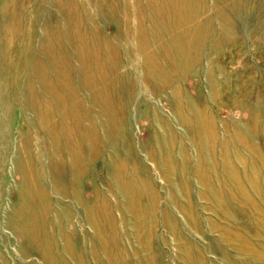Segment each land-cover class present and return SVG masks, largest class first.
<instances>
[{
  "label": "rangeland",
  "instance_id": "rangeland-1",
  "mask_svg": "<svg viewBox=\"0 0 264 264\" xmlns=\"http://www.w3.org/2000/svg\"><path fill=\"white\" fill-rule=\"evenodd\" d=\"M262 200L264 0H0V264H264Z\"/></svg>",
  "mask_w": 264,
  "mask_h": 264
},
{
  "label": "bare ground",
  "instance_id": "bare-ground-1",
  "mask_svg": "<svg viewBox=\"0 0 264 264\" xmlns=\"http://www.w3.org/2000/svg\"><path fill=\"white\" fill-rule=\"evenodd\" d=\"M19 1H21V0H19ZM17 8V7H16ZM173 8V7H172ZM162 19V18H161ZM164 22V21H163ZM11 31V30H10ZM11 33V32H10ZM172 34H173V32H172ZM142 48V47H141ZM143 49V48H142ZM161 49H163V48H161ZM143 51V50H142ZM161 52H163V51H161ZM75 53H77L76 51H75ZM77 56V55H76ZM79 57H80V55H79ZM78 59V58H77ZM167 59V58H166ZM167 61V60H166ZM154 63H156V62H154ZM81 64H82V62H81ZM83 64H85V63H83ZM83 64H82V67H83ZM152 65H154V64H152ZM153 69L155 68V66L154 67H152ZM91 87V86H90ZM87 88V87H86ZM8 89H10V94H13V96H12V98H11V100H13L14 101V91H15V86L14 85H12V84H10L9 85V87H8ZM84 90V89H83ZM94 92V91H93ZM91 93V92H90ZM91 95H93V94H91ZM99 96V95H98ZM99 99V98H98ZM31 101V100H30ZM92 102V101H91ZM96 102V101H95ZM95 102H93V103H95ZM31 103V102H30ZM32 104V103H31ZM101 105H102V103H100ZM92 105V104H91ZM96 105V104H95ZM32 107V106H31ZM100 107V106H99ZM96 108L97 109H100L99 110V112L101 113V114H104L105 116H109V113L108 112H106L105 110H102L101 108H98V105L96 106ZM108 111V110H107ZM110 112V111H109ZM110 113H112V112H110ZM125 114H123V116H124ZM120 121H123V118H121L120 119ZM88 124V123H87ZM206 129H205V127H204V123L203 122H201V124H200V133H203L204 131H205ZM60 133L62 134V137L65 139V140H67V141H69L70 139H71V137H72V135H73V139L72 140H74V146L75 147H77L78 148V146H81L80 145V143H79V140L80 139H82L85 135H87L88 134V136L89 137H91V135H93V133L91 132V131H88L87 129H82L81 130V132L80 131H78V132H76V133H74V134H72L71 132H69V131H67V130H62V131H60ZM78 133H80V134H78ZM116 133H118V134H120L119 133V130L116 132ZM89 140V139H88ZM64 141V140H63ZM90 143H89V147H91L94 143H95V140H91L90 139V141H89ZM83 145V144H82ZM95 146V145H94ZM88 147V146H87ZM80 148V147H79ZM92 149V147L90 148V150ZM70 151H71V149L70 148H67V154H69V155H71V153H70ZM74 158H75V156H74ZM70 162V161H69ZM75 162H78L77 160L75 161ZM71 163V162H70ZM75 164V163H74ZM71 165H73V163L71 164ZM70 165V166H71ZM75 165H77V164H75ZM78 165H79V162H78ZM77 165V166H78ZM76 166V167H77ZM75 167V166H74ZM74 167H73V170H74ZM72 168V167H71ZM77 170V169H76ZM73 172V171H72ZM247 181V180H246ZM247 185H249L248 183H247ZM251 185H252V183H251ZM253 186V185H252ZM255 186H257V185H254V187ZM243 187V186H242ZM242 187H241V189H242ZM257 188V187H256ZM209 189V188H208ZM243 189H244V187H243ZM252 190L254 189V188H251ZM244 191V190H243ZM254 191H256V190H254ZM242 192V191H241ZM248 192V191H247ZM249 193V192H248ZM247 193V194H248ZM243 194V193H242ZM244 194H246V193H244ZM243 194V195H244ZM249 195V194H248ZM251 196H252V194H250ZM249 195V196H250ZM219 196V195H218ZM248 196V197H249ZM251 196H250V199H251ZM253 198V197H252ZM250 199H248L247 198V196H243V200L245 201V203H246V201L247 202H249L250 201ZM264 200H262V202H263ZM242 202V201H241ZM257 202V201H256ZM29 203V202H28ZM243 203V202H242ZM254 203V202H253ZM264 203V202H263ZM26 205V204H25ZM27 205H29V204H27ZM240 205V204H239ZM244 205V204H243ZM258 205V204H257ZM248 206V205H247ZM253 206V205H252ZM23 207V206H22ZM256 207V206H255ZM258 207V206H257ZM256 207V208H257ZM24 208H25V211H27V208L24 206ZM249 208V207H248ZM256 210V209H255ZM29 211V210H28ZM24 212V211H23ZM222 213V212H221ZM21 214V213H20ZM23 214V213H22ZM18 216V215H17ZM17 216H16V219H17ZM34 217V216H33ZM6 223H5V227L7 228V229H11L12 231H13V233H20V230H22V232L26 235V237L28 238V240H32L31 238L33 237V239H34V236H33V231H32V233H31V230H30V226H33V225H28V223H27V221H25V219H24V217H20L19 219H17V220H19V222L18 223H20L19 225L21 226V227H19V225H17V224H15V222H12V218H13V216L11 215V213H7V215H6ZM15 218V217H14ZM32 220V219H31ZM16 221V220H15ZM31 222H33V221H30L29 223H31ZM33 224V223H32ZM31 228H33V227H31ZM33 230V229H32ZM238 238H241V237H238ZM237 239V238H236ZM232 241H233V239H232ZM231 241V242H232ZM243 241V240H242ZM229 242H230V240H229ZM230 242V243H231ZM252 242V241H251ZM235 243H236V241H235ZM232 244V243H231ZM244 245H242V248H245L246 250L248 249L247 247H249V246H247L248 244H246V243H243ZM236 247V246H235ZM234 247V248H235ZM237 248V247H236ZM250 248V247H249ZM263 249V248H262ZM243 250V249H242ZM250 254L252 255H254L255 257H259V259H257V260H259V261H264V251H253V248H251L250 249Z\"/></svg>",
  "mask_w": 264,
  "mask_h": 264
}]
</instances>
